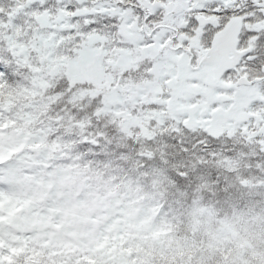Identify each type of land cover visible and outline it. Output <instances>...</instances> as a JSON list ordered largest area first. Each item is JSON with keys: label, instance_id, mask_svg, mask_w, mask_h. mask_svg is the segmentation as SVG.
Masks as SVG:
<instances>
[{"label": "snow or ice", "instance_id": "6c2138e0", "mask_svg": "<svg viewBox=\"0 0 264 264\" xmlns=\"http://www.w3.org/2000/svg\"><path fill=\"white\" fill-rule=\"evenodd\" d=\"M102 185L101 239L138 210L191 242L151 264H264V0H0V203L59 222Z\"/></svg>", "mask_w": 264, "mask_h": 264}, {"label": "rangeland", "instance_id": "374dc122", "mask_svg": "<svg viewBox=\"0 0 264 264\" xmlns=\"http://www.w3.org/2000/svg\"><path fill=\"white\" fill-rule=\"evenodd\" d=\"M72 186H75L77 195L83 191V184L79 182V178H74L71 181L69 185L70 189ZM101 188L105 191V197L102 201L86 195L83 200L76 202V198L73 196L70 206H65L59 222L54 220L52 214L47 217H40L26 211L25 215L21 216L20 212L28 210L30 202H25L21 208H17L15 203H12L9 198H5L0 203V211L5 213L0 217V226L6 229L4 235L13 243L18 242L20 244L23 241L19 240L16 235V233H19L20 235L22 234L24 242L29 239L40 241L41 238L51 241L58 256H66L71 253L81 255L82 253L89 252L90 249L91 253L97 252L103 254V256L116 258V253L121 251L124 254V256L120 255L123 264H127L129 254L126 253V249L129 248L132 242L158 240L167 234L165 228L149 232V228L151 227L150 219L137 224L135 221L138 210H135L126 213L122 222L113 223L106 230L107 234L101 239L98 229L108 217L107 215H99V212L107 211L110 207L108 202L110 195L114 197L113 189H109L107 185H102ZM10 204L11 206L9 207ZM94 214H96L95 219L92 218ZM120 223L124 225L122 235H118ZM246 227L251 232H255L256 230L247 224ZM7 229H11V231H7ZM210 231L211 228H208L207 233ZM27 233H31V235L25 239V234ZM216 238V235L212 236V239L215 240ZM124 245H127V247L125 248ZM116 246H120V250H118L119 248L116 250Z\"/></svg>", "mask_w": 264, "mask_h": 264}, {"label": "trees", "instance_id": "16d2710c", "mask_svg": "<svg viewBox=\"0 0 264 264\" xmlns=\"http://www.w3.org/2000/svg\"><path fill=\"white\" fill-rule=\"evenodd\" d=\"M116 190L113 189V195L115 196ZM110 195V194H109ZM111 197V195H110ZM214 219V216H209L206 218L203 222L200 220H196L195 224L197 226H203L205 228V232L207 233V229L211 228L212 220ZM247 225L251 226L252 228L256 229L255 232H253L258 238L262 235H264V222L261 221H253L252 223H247ZM167 234L161 237V239H152L147 242H132L128 249H126V253L131 255L133 253H138L140 255V262L139 264H151V260L154 255L163 257L165 253H168L171 255L173 252H175L177 255H179L182 251H184V244L185 243H191L188 241L178 240L175 235V230L172 227L166 228ZM19 240H23L20 242V247L13 249V254L16 256H19L21 254H24L25 252L28 253L29 259L31 261V264H40L41 260H46L47 264H67L68 260L75 256L80 255L78 253H71L70 255L66 256H58L56 253V249L54 248V245L49 240H44L43 238L40 239V241L36 240H26L24 242V238L22 237V234L18 236ZM116 250H120V246L115 247ZM92 251L86 252L88 255H84L82 253L80 256H82L83 260L85 261V264H101V260L103 258L102 255L99 253H91ZM121 251L116 253V259L117 261H121L120 255ZM124 256V254H122ZM95 257L96 259H93ZM135 263V262H133Z\"/></svg>", "mask_w": 264, "mask_h": 264}]
</instances>
